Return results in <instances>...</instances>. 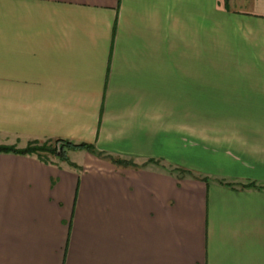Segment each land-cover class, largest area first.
Masks as SVG:
<instances>
[{"label": "crops", "instance_id": "1", "mask_svg": "<svg viewBox=\"0 0 264 264\" xmlns=\"http://www.w3.org/2000/svg\"><path fill=\"white\" fill-rule=\"evenodd\" d=\"M30 139L136 166L0 153V264H264V15L0 0V144Z\"/></svg>", "mask_w": 264, "mask_h": 264}, {"label": "trees", "instance_id": "2", "mask_svg": "<svg viewBox=\"0 0 264 264\" xmlns=\"http://www.w3.org/2000/svg\"><path fill=\"white\" fill-rule=\"evenodd\" d=\"M223 7L228 9L229 7V0H223ZM85 149L89 152L95 154L98 157H102L105 159L110 160L115 165L121 166H136L135 163L132 162L130 159H123L118 157H113L112 155L100 152L95 150V148L86 143H75L68 140L63 139H30L23 147H17L15 145H2L0 144V153H15L20 155H35L38 159L48 162L49 157L54 156L58 157L59 159L66 160L65 149ZM177 173L178 177H183L184 175H191L189 171L184 169L175 168L171 170ZM195 177V176H194ZM198 178V177H195ZM201 179L206 180V177H202ZM256 184L250 182L244 187H255ZM259 188L264 187L258 186Z\"/></svg>", "mask_w": 264, "mask_h": 264}, {"label": "rangeland", "instance_id": "3", "mask_svg": "<svg viewBox=\"0 0 264 264\" xmlns=\"http://www.w3.org/2000/svg\"><path fill=\"white\" fill-rule=\"evenodd\" d=\"M222 2L223 0H220V4H222ZM229 7L231 10H241L247 13L264 15V0H229ZM68 151V148H66V157L68 156ZM53 157L54 156H51V158Z\"/></svg>", "mask_w": 264, "mask_h": 264}]
</instances>
